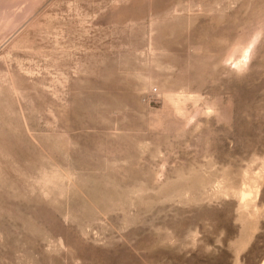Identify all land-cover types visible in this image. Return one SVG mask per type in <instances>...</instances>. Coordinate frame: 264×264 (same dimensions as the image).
Wrapping results in <instances>:
<instances>
[{"label": "rangeland", "instance_id": "obj_1", "mask_svg": "<svg viewBox=\"0 0 264 264\" xmlns=\"http://www.w3.org/2000/svg\"><path fill=\"white\" fill-rule=\"evenodd\" d=\"M0 264H264V0H0Z\"/></svg>", "mask_w": 264, "mask_h": 264}, {"label": "bare ground", "instance_id": "obj_2", "mask_svg": "<svg viewBox=\"0 0 264 264\" xmlns=\"http://www.w3.org/2000/svg\"><path fill=\"white\" fill-rule=\"evenodd\" d=\"M248 49H249V48H248ZM246 53H247V52H246V49H245L244 56L241 55V56L243 57V59H245V58L248 59V58L246 57ZM247 56H248V55H247Z\"/></svg>", "mask_w": 264, "mask_h": 264}]
</instances>
